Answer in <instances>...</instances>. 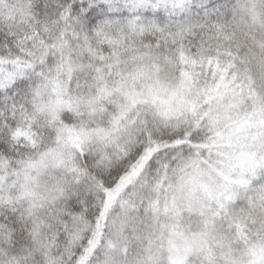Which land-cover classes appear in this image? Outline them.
Instances as JSON below:
<instances>
[{
  "label": "snow or ice",
  "instance_id": "snow-or-ice-1",
  "mask_svg": "<svg viewBox=\"0 0 264 264\" xmlns=\"http://www.w3.org/2000/svg\"><path fill=\"white\" fill-rule=\"evenodd\" d=\"M0 264H264V0H0Z\"/></svg>",
  "mask_w": 264,
  "mask_h": 264
}]
</instances>
